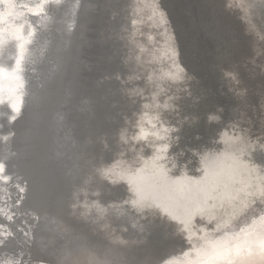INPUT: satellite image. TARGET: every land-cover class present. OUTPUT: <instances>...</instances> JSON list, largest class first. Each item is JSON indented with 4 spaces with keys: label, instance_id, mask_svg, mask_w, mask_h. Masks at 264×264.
Instances as JSON below:
<instances>
[{
    "label": "bare ground",
    "instance_id": "obj_1",
    "mask_svg": "<svg viewBox=\"0 0 264 264\" xmlns=\"http://www.w3.org/2000/svg\"><path fill=\"white\" fill-rule=\"evenodd\" d=\"M31 1L0 0V264H264V181L254 192L250 182L223 187L226 200L214 206L201 190L202 212L181 230L142 219L160 215L158 196L146 198L145 211L134 215L129 189L114 184L127 176L120 173L141 178L155 152L139 119L146 93L135 104L123 85L126 17L146 12L149 4ZM29 4L34 11L44 7L45 14H39L43 20L34 36L35 25L19 39L17 31L32 18ZM20 43L16 64L13 51ZM84 50L96 57L94 80H82L89 62ZM67 125L80 133L81 143L69 161L56 137L57 126ZM194 173L189 179L206 174ZM151 230L183 232L191 240L173 243ZM180 245L172 253L160 249Z\"/></svg>",
    "mask_w": 264,
    "mask_h": 264
},
{
    "label": "water",
    "instance_id": "obj_2",
    "mask_svg": "<svg viewBox=\"0 0 264 264\" xmlns=\"http://www.w3.org/2000/svg\"><path fill=\"white\" fill-rule=\"evenodd\" d=\"M37 1L31 5L38 6ZM145 1L149 10L126 17L128 75L123 85L135 104L146 93L139 119L150 133L146 145L155 152L141 178L133 181L128 173L119 172L127 176L114 184L129 189L134 215L145 211L141 203L146 205V198L158 196L160 215L142 219L181 230L201 214L198 201L204 199H197L201 190L210 198L205 203L214 206L226 200L223 187L250 182L254 192L257 182L264 181V0ZM31 5L26 8L32 18L17 31L18 38L27 36L33 25L34 36L43 20L39 14H45L44 7L34 11ZM157 10L163 16L162 28ZM172 40L173 47L168 48ZM21 51V43L16 44V64ZM93 54L83 51L89 55L83 81L96 77H92L98 69ZM4 128L0 118V131ZM71 128L57 126L56 134L59 150L68 161L81 144L77 142L80 133L75 136ZM160 140L163 145L158 147ZM189 172L206 174L192 180ZM66 185L63 193L72 182ZM230 217L231 212L225 214L226 219ZM150 232L173 243L182 237L191 240L183 232ZM181 246L160 249L172 253Z\"/></svg>",
    "mask_w": 264,
    "mask_h": 264
}]
</instances>
